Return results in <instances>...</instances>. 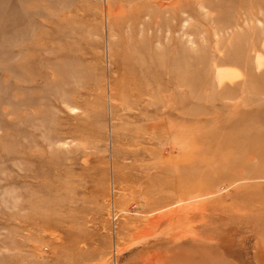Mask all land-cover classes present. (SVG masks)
Returning a JSON list of instances; mask_svg holds the SVG:
<instances>
[{
  "label": "rangeland",
  "instance_id": "rangeland-1",
  "mask_svg": "<svg viewBox=\"0 0 264 264\" xmlns=\"http://www.w3.org/2000/svg\"><path fill=\"white\" fill-rule=\"evenodd\" d=\"M0 264H264V0H0Z\"/></svg>",
  "mask_w": 264,
  "mask_h": 264
}]
</instances>
